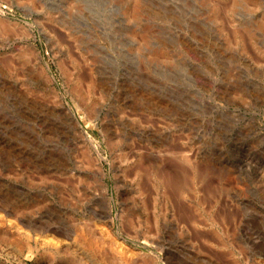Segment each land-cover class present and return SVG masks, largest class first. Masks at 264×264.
Segmentation results:
<instances>
[{
	"label": "rangeland",
	"instance_id": "1",
	"mask_svg": "<svg viewBox=\"0 0 264 264\" xmlns=\"http://www.w3.org/2000/svg\"><path fill=\"white\" fill-rule=\"evenodd\" d=\"M2 22L0 264H264V0H0ZM87 226L82 262L56 252Z\"/></svg>",
	"mask_w": 264,
	"mask_h": 264
},
{
	"label": "bare ground",
	"instance_id": "2",
	"mask_svg": "<svg viewBox=\"0 0 264 264\" xmlns=\"http://www.w3.org/2000/svg\"><path fill=\"white\" fill-rule=\"evenodd\" d=\"M3 24H4V22H2ZM1 24V23H0ZM0 25V26H3V27H5L6 25L4 24V25ZM6 28V27H5ZM4 28V29H5ZM3 28H2V30H4ZM6 29H8V27L6 28ZM237 35V34H236ZM238 39H239V37H238ZM161 141H164V140H161ZM161 148H162V146H160ZM174 147H176L178 150H180L177 146H174ZM163 149V148H162ZM165 149H167V148H165ZM159 150V149H158ZM168 151H169V148L167 149ZM172 149H170V151H171ZM173 150H175V149H173ZM161 151V150H160ZM159 151V152H160ZM181 152H174V151H172V153L174 154H176V157L177 158H181L182 160L185 158L186 160L188 159V157H186V155H185V153H183L182 151V149L180 150ZM157 152V151H156ZM164 153H165V151H163ZM163 152H161L162 154H163ZM166 153H167V151H166ZM165 153V154H166ZM169 153V152H168ZM175 154H174V156H175ZM178 154V155H177ZM168 156H173L172 154H167ZM156 156V155H155ZM165 156V155H164ZM164 156L162 157V155H160V154H158V156L157 157H159V158H164ZM168 156H166V157H168ZM179 156V157H178ZM156 158V157H155ZM142 159V158H141ZM165 159V158H164ZM138 160H140L139 158H138ZM152 167V166H151ZM155 167V166H154ZM153 167V169H155V168H157V167H155L154 168ZM97 172H100V174H102V172L103 171H101V169H100V167H98L97 168ZM156 171V170H155ZM154 172V171H153ZM155 174H157L156 172H155ZM195 178V177H194ZM105 193L106 192H102V190H101V194H102V196L103 197H105ZM107 198V197H106ZM107 202H109V201H107ZM14 208V207H13ZM16 208V207H15ZM10 213H15V218H18V216L20 217V214L18 213V210L17 209H12L11 211H8L7 212V214H10ZM33 229V228H32ZM33 230H35V229H33ZM75 233V231H72V230H65V235H66V237L68 236H70V237H72V235ZM75 235V234H74ZM77 235V234H76ZM55 237V236H54ZM69 237V238H70ZM100 237H101V235H100ZM4 238V236H2L1 237V241L0 242H2L3 239ZM53 238V237H52ZM73 238H76V239H73V240H71V243H68L67 241V243H64V241H63V243H58V245L56 244V242H55V249H56V252H58V251H60L61 253H64V254H67L68 256H69V261L71 260L72 262H73V260L75 259V260H77V262L79 263V261H81L82 262V258H79L78 259V255H77V250H78V248L77 247H79V248H82V247H84V249L85 248H94L93 246H94V244H95V241L93 240V238H97V235H96V232L94 231V229L93 228H91V226H87V230L85 231V234H79V236L78 237H73ZM54 240H55V238H53ZM70 239H72V238H70ZM59 240V239H58ZM56 241H57V239H56ZM70 241V240H69ZM62 242V241H61ZM102 242V241H101ZM62 244V245H61ZM80 246H82V247H80ZM77 249V250H76ZM79 257H82V256H80V254H79ZM73 258V259H72ZM82 259V260H81ZM79 260V261H78ZM154 264H155V262H154Z\"/></svg>",
	"mask_w": 264,
	"mask_h": 264
}]
</instances>
